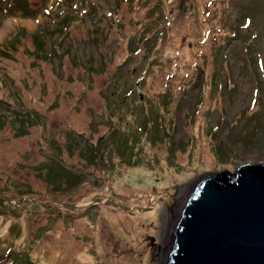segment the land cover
I'll return each mask as SVG.
<instances>
[{"label":"rangeland","instance_id":"rangeland-1","mask_svg":"<svg viewBox=\"0 0 264 264\" xmlns=\"http://www.w3.org/2000/svg\"><path fill=\"white\" fill-rule=\"evenodd\" d=\"M13 1L24 2L0 0V46L24 29L16 54L31 74L16 66L0 88V98L19 113L0 101V196L5 207L0 205V236L9 240L13 235L9 227L18 222L13 209L30 206L28 197L16 199L28 189L41 205L27 207L36 215H22L16 244L45 252L48 260L41 264H161L163 220L169 216L173 226L199 175L233 172L248 162L264 164V0H29L28 9H9ZM143 6H152L151 15L132 28L135 19L144 18L141 10L135 11ZM205 17L221 20L216 27L224 30L227 45L215 66L210 56L201 55L200 71L184 65L190 51L182 58L176 51L199 41L193 38L197 28L205 41L215 32L201 23ZM40 26L48 29L43 36L51 60L30 68L24 49ZM147 26L155 33L142 32L148 37L142 41L149 45L146 49L135 39ZM183 32L190 36L182 39ZM176 65L178 75L167 83L174 100L164 113L159 107L164 94L157 98L155 93ZM120 69L127 82L118 78ZM140 75L146 77L136 89ZM192 78L197 84L186 86L176 99L177 87ZM20 79H27L26 86ZM201 89L206 99L197 107ZM124 94L130 101L119 121L121 106L113 96ZM205 106L209 111H201ZM208 128L214 135L204 137ZM57 164L71 174L65 179L72 182L61 190L46 180L43 169ZM181 195L175 209L167 197ZM52 214L60 218L43 237L40 232L50 228ZM26 253L16 257L0 245V264H31L35 260Z\"/></svg>","mask_w":264,"mask_h":264},{"label":"water","instance_id":"water-1","mask_svg":"<svg viewBox=\"0 0 264 264\" xmlns=\"http://www.w3.org/2000/svg\"><path fill=\"white\" fill-rule=\"evenodd\" d=\"M164 264H264V164L199 175L169 238Z\"/></svg>","mask_w":264,"mask_h":264},{"label":"trees","instance_id":"trees-1","mask_svg":"<svg viewBox=\"0 0 264 264\" xmlns=\"http://www.w3.org/2000/svg\"><path fill=\"white\" fill-rule=\"evenodd\" d=\"M131 4L133 3V0H130ZM28 6H29V0H24V2L22 4H20V2H16V1H13L10 6H9V9L14 7V8H21V9H28ZM145 6H148V5H145ZM145 6L141 7L140 9H137L135 11H140L143 15H144V18L141 19V18H138V19H135V22L132 23V28H136L137 26L135 25H144V23L146 22V20H148L149 16H147L148 13H150L149 15H151V8L152 6H149L147 9H144L142 10L143 8H145ZM140 7V5H139ZM156 18H159L158 15H156ZM145 20V21H144ZM122 21V19H119L116 21V27L118 28V24ZM189 20L188 19H185L183 22V25L182 27H186V23L188 22ZM221 21V20H220ZM220 21H215V22H212L210 21V18L209 17H205L202 19L201 23H207V31L209 29V27H212L213 30L215 31L214 33H208V37H207V41L204 40L203 37H201V31H200V28H197L195 31H194V36L193 38H195V40H199V41H196V42H192L193 46L192 48L190 47V43L187 44V43H184V44H181V49H179L178 51H176V53L179 54V56H182L185 57L186 54L191 53L192 57L189 59L190 61L184 65H189L192 69L194 70H202L204 69V64H202V58H201V55H208L210 56V59H211V62L212 64L215 66L216 65V61L219 60L220 58V54L221 52L223 51V48L227 45L226 44V41L223 40L222 41V36H224V30L222 32V29L220 28V26H222V22ZM134 24V25H133ZM173 22L170 23V25H172ZM217 24H219L220 26L216 27ZM146 25V24H145ZM135 26V27H134ZM175 26V25H174ZM205 26V25H204ZM150 29L149 31H153L155 33V29L152 28L151 26H147L146 28L142 29L140 34L137 36L138 38L135 39L138 46L140 47H144L147 49L148 46H145L142 44V41L144 40H148V37H145L144 35H142V32L146 31ZM177 29V28H176ZM46 30H48L45 26H40L39 27V30L34 33V34H30V41H31V46H27L24 50H25V53L28 55L29 58H31V62L29 63L28 67H35V65L37 64L38 61H42V63H47V62H50L51 60V57L50 56H47L46 53H45V42H44V36L43 34L46 33ZM202 31V33H206L207 31ZM24 29H21L19 31V34L16 35L12 42L8 43L4 48H1L0 46V88H2V86L6 83H4V77H9L10 76V73L17 69V67H21L22 66L26 69V72L29 74H31V70L29 68H27L26 65L23 64V60L20 59L16 52H17V46L18 44H20L22 38H25V34L23 33ZM180 31H184V30H180ZM133 34V33H132ZM200 34V35H198ZM155 34L151 35L152 37H154ZM132 37H130V42L132 41L133 42V36L135 37V35H131ZM190 36L189 34H185V32H183L181 34V38L182 39H185L186 37ZM173 37V36H172ZM133 38V39H132ZM132 39V40H131ZM150 47L153 48L154 46V42L152 41V38L150 37ZM170 45V41L163 47V48H166V47H169ZM130 51H132V49H129ZM54 54V53H53ZM170 60L172 58H169ZM194 59V60H193ZM154 60H152L151 62H153ZM169 62V60H168ZM177 64V62H176ZM17 66V67H16ZM177 66V65H176ZM182 71H184V67H182ZM139 69V68H137ZM180 70V68L177 66V69L175 72H171L170 74H164V77L162 78V82H163V86L162 88H159L157 89L156 93H155V97L159 96V98H161V96L164 94V99H161V103L159 104V107L160 109L165 113L166 112V109H168V106H169V102H173V96H172V93H170V91L168 90V85L167 83L169 82L170 79L174 78V76L178 75L177 71ZM124 72L122 71V69L119 70L118 72V78L121 77V80L124 81V82H127L128 81V77H124ZM177 73V74H176ZM215 74H217V71H215ZM145 77L146 75H140V78L138 79V87L136 89H139V86L140 84L145 80ZM210 78V77H209ZM208 78V79H209ZM28 79V77H27ZM27 79H20V83L22 84L25 80ZM113 79L115 80V78L113 77ZM120 79V78H119ZM210 81L213 80V78H210L209 79ZM14 83V82H13ZM117 83V80L115 81V84ZM197 84V80H190V84L189 82H186V85H179L177 88H178V95H176V99H180L182 98V96L184 95L185 91H186V86H189L192 85H196ZM24 86H26V84L23 83ZM204 85V84H203ZM116 86V85H114ZM10 91L7 93V96L10 95ZM133 93V91H132ZM131 93V94H132ZM113 94H116L117 95V90L115 89L114 90V93ZM128 95L124 94L123 96H121L122 98H117V97H114L115 98V101L118 102V104L116 105L117 107H120V110H119V114H118V117L121 115L123 116L124 114V108L126 107V105L129 103L128 100H126V97ZM143 96H145V93L143 94ZM209 95L207 94V97ZM138 98H139V95H138ZM197 107L199 105V107L202 106V104H204V101L206 99V94H205V91H203L201 89V92L200 94L198 95L197 97ZM140 99V98H139ZM0 101H2L3 103L6 104V108L8 109H11L12 106H13V103H11L10 101H8L4 96L2 98H0ZM132 103L134 101H131ZM177 104H179V101L177 102ZM176 104V105H177ZM14 109V108H12ZM207 109L209 111V109L207 108V106H205L204 108H202L201 111ZM14 111L15 113L19 114L16 110H12ZM112 113V112H110ZM160 116H161V113H159ZM158 114V115H159ZM192 116V115H191ZM249 117L252 118L251 122L254 124V123H257L258 122V119L257 117L253 116V114H251ZM122 120L121 117H119V121ZM190 123V122H189ZM175 129V127H174ZM256 129H254L252 132H254ZM175 131V130H174ZM210 133H209V132ZM251 133V132H250ZM209 134V137L213 136L214 135V132L212 129L208 128L206 133H205V136L204 137H207ZM112 136V134L110 135V137ZM202 137V136H201ZM194 138H197V137H194ZM219 149H215V146H214V152L216 153ZM58 165V164H57ZM43 169L45 170V174H46V180L51 184L53 185V188L55 190L59 189L61 190L62 188L66 187L67 185H70V183L72 182L71 180H66L65 178L66 177H70L69 175L70 172L69 170L66 169V167L64 168L63 166H57V167H50V166H44ZM84 180V174H82L80 177H79V181H83ZM75 183V182H74ZM82 186V185H81ZM80 186V187H81ZM9 187H13L12 185H9ZM79 187V188H80ZM2 190V189H1ZM75 190V189H74ZM4 191H6V188H4ZM26 193L23 197L21 198H17L16 199V202H20L22 201L23 198H27L28 197V201L30 206H23L22 208L18 209V208H14L13 211V216H14V219L17 220L18 222L15 224V225H12L9 227V232L10 234H13V235H10L8 237H10L9 240H6L4 237L0 236V245L4 246L5 248H7L8 250L10 251H13L14 252V255L16 257H18L17 255H23L24 253H26L28 256V258H32L34 259L35 261H32V260H29L28 262L31 263V264H41V260H48V256L45 255V252L44 253H35V252H32L31 250H29V248L27 247V244H21L22 246H19L18 244H16V240H18L19 238V235H17V232L19 234V220L21 219L22 215H25L27 212L28 213H31L30 216L32 215H36V213L33 214V212H31V210H29V208L27 207H35V206H40L41 205V200L38 199V198H32L31 196H28L29 194V190L26 189ZM31 197V198H30ZM61 201H64L63 199ZM70 201V199H69ZM71 202V201H70ZM0 205L2 206V208H5L3 206V201L1 200V196H0ZM10 209V208H8ZM49 209V208H48ZM32 210H35V209H32ZM50 211L52 209H49ZM48 210V211H49ZM21 211V212H19ZM27 211V212H26ZM85 212V211H84ZM61 213V212H59ZM87 215V212H85ZM56 216V218H55ZM50 217H52L51 219V222L49 221V215L47 216V219L48 221L50 222V228H44L41 230V235L43 237H47L50 232H51V229L53 230V221L55 219H59L60 217L57 216V215H50ZM70 222V221H69ZM94 226V225H92ZM93 228V227H92ZM16 231V232H14ZM35 232H33L34 234ZM6 244V245H5ZM52 249V248H51ZM51 254L54 255V252L52 253L51 251ZM53 259V257L51 258ZM50 259V260H51ZM46 264H54L50 261H47Z\"/></svg>","mask_w":264,"mask_h":264},{"label":"bare ground","instance_id":"bare-ground-1","mask_svg":"<svg viewBox=\"0 0 264 264\" xmlns=\"http://www.w3.org/2000/svg\"><path fill=\"white\" fill-rule=\"evenodd\" d=\"M182 195L180 197L174 198V199L172 197L168 196L167 197V201L173 203V205L175 206V209H177L179 207V204H181ZM181 209H182V206H181ZM181 209H179V212H180ZM168 218H169V216L165 217V219L163 220V225H162V233H163L164 242H163V247L160 248V253H161L160 260H163L161 262V264L165 263L166 256H167V253H168L169 238H170V235H171V232H172V228L174 226V224L172 226V224H171L172 222H171V220L169 221ZM164 253H165V258H162Z\"/></svg>","mask_w":264,"mask_h":264}]
</instances>
